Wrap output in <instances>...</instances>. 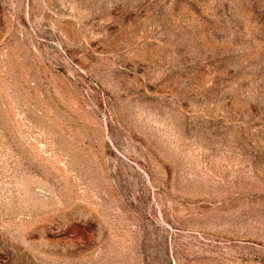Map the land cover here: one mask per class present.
I'll return each instance as SVG.
<instances>
[{
  "label": "rangeland",
  "instance_id": "obj_1",
  "mask_svg": "<svg viewBox=\"0 0 264 264\" xmlns=\"http://www.w3.org/2000/svg\"><path fill=\"white\" fill-rule=\"evenodd\" d=\"M0 264H264V0H0Z\"/></svg>",
  "mask_w": 264,
  "mask_h": 264
}]
</instances>
